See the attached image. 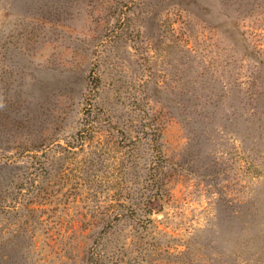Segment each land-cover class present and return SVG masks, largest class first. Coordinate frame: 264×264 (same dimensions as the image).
I'll return each instance as SVG.
<instances>
[{"label": "rangeland", "instance_id": "rangeland-1", "mask_svg": "<svg viewBox=\"0 0 264 264\" xmlns=\"http://www.w3.org/2000/svg\"><path fill=\"white\" fill-rule=\"evenodd\" d=\"M0 264H264V0H0Z\"/></svg>", "mask_w": 264, "mask_h": 264}, {"label": "trees", "instance_id": "trees-1", "mask_svg": "<svg viewBox=\"0 0 264 264\" xmlns=\"http://www.w3.org/2000/svg\"><path fill=\"white\" fill-rule=\"evenodd\" d=\"M257 62V61H256ZM259 63V62H258ZM250 78V77H249Z\"/></svg>", "mask_w": 264, "mask_h": 264}]
</instances>
